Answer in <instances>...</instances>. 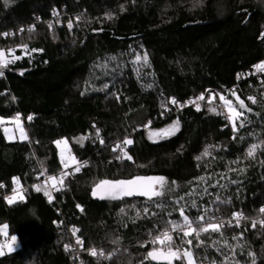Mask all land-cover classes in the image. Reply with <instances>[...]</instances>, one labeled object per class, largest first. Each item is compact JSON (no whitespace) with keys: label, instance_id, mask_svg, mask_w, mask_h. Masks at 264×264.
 <instances>
[{"label":"trees","instance_id":"obj_1","mask_svg":"<svg viewBox=\"0 0 264 264\" xmlns=\"http://www.w3.org/2000/svg\"><path fill=\"white\" fill-rule=\"evenodd\" d=\"M32 25L35 30L28 32ZM2 33L13 36L0 35V49L8 59L13 49L21 59L0 69V117L19 114L29 137L9 142L3 129L12 123L0 125V183L5 185L0 188V226H9V236L0 235V241L15 235L19 245L0 257V264H140L153 247L141 243L151 239L149 233L171 231L169 221L182 224L181 207L192 221L208 209L204 223L209 217L227 222L233 212L249 218L239 227L235 220L232 227L226 223L223 237L201 234L205 244L199 248L194 235L185 238L193 241L196 264H220L225 256L233 257L229 264H252L249 252L256 264H264V227L251 225L253 219L264 220L259 211L264 207V145L254 158H245L251 144L264 141V78L259 81L254 74L264 62V0H0ZM25 44L27 50L20 47ZM233 89L252 109L240 110L247 120L235 134L224 115L209 111H222L219 97L208 103L210 94L219 93L238 107ZM201 94L205 100L197 101V111L188 103ZM171 98L178 103L171 104ZM177 120L178 134L159 142L149 139L151 130ZM80 137H87L82 146L76 143ZM126 137L133 141L126 146L132 161L117 160L119 151H112ZM62 138L71 155L88 164L65 179L62 191H51L49 203L32 186L43 185V176H37L44 169L48 175L62 171L54 143ZM205 148L209 156L202 155ZM136 175L166 178V194L157 198L163 207L140 196L102 200L91 194L101 179ZM201 176L203 181L196 179ZM13 177L26 188L25 199L8 204ZM73 228L80 231L73 235ZM241 233V239H232ZM171 234L181 251L188 247L182 232ZM65 245L71 250L65 251ZM92 248L116 254L111 260L93 259Z\"/></svg>","mask_w":264,"mask_h":264},{"label":"snow or ice","instance_id":"obj_2","mask_svg":"<svg viewBox=\"0 0 264 264\" xmlns=\"http://www.w3.org/2000/svg\"><path fill=\"white\" fill-rule=\"evenodd\" d=\"M7 3V0H6ZM121 10H123V5L121 6ZM54 16H58V13L54 10L53 11ZM107 19H113V15L111 13L106 14ZM79 17H77V21H79ZM52 23L48 24L49 29L52 28ZM68 28L71 30L73 28V23L70 20L68 22ZM35 30V25L30 26L27 31L33 32ZM20 32H24L25 29H20ZM0 35H3L5 37L9 35H13L12 33H2ZM262 38H264V33L261 34ZM20 47L27 50L28 46L21 45ZM32 51H37L36 49H32ZM13 49H8V54L12 55V59H8L5 53L4 49H0V69L7 68L9 64L14 63L16 60L21 59L20 56H15ZM143 62L144 64H148V55L145 52L143 54ZM112 59H115L113 57ZM141 60V55L137 54L135 56V61L139 62ZM256 70L259 72H264V62H261L260 64H257L255 66ZM23 74V73H21ZM3 71H0V76H3ZM107 85H105V88ZM151 87V85H149ZM231 95L235 97L238 107L236 104L233 103V101L229 98H227L224 94H210L208 98V103L212 104L213 101L216 99V97H219V101L221 102V107L226 111L225 118L228 120V122L231 124L233 133H237L240 128L244 127V121L247 120V117L244 116V111L251 112L252 109L249 108L243 99H241L235 92V89L230 90ZM83 94V93H82ZM119 99V96L116 97ZM15 99V98H13ZM248 100H250L253 104L257 103V100L253 96L247 97ZM205 100V95L201 94L199 97H197L195 100L190 101V103H193L196 105V110H201L200 104L197 101H203ZM171 104L175 105L177 104V100L175 98H171L169 101ZM184 105H181L183 107ZM244 110V111H240ZM209 111L217 114V115H225V111H217V107H210ZM32 117L29 116L28 120L31 121ZM237 121H240L239 127H237ZM8 123L15 124L16 129L19 132V138L21 140H28V136L25 132V129L22 126L20 115L17 114L15 117H12L10 119H5L4 117H0V125H5ZM149 125H145V127H149ZM95 128L96 126L93 125ZM179 130V121H175L173 125L170 126V129L164 130L169 135H174L176 131ZM6 136H8L9 128L4 127L3 129ZM156 132H151L149 135V139H153L154 136H156ZM96 136L100 137V130L96 129ZM9 139H12L14 137H8ZM236 136H233V139H235ZM87 139V137H80L76 138V143L83 144V141ZM100 144H104V140L101 138L99 139ZM56 147L60 149L59 156L60 161L62 165V171L59 175H47L46 179L43 182V185L41 184H34L32 187L36 192L43 191L44 196L48 198V202L51 203L54 199L53 195L51 194V191L49 190V185L51 189L59 192L62 191L66 185H65V179L70 176L74 175L75 173H79L82 169V167H86L88 162H80L77 160L75 155H70L69 157H65V151L71 153V148L69 146V142L67 138H62L60 140L54 141ZM133 141L129 138H125L122 142H118L113 148V152L119 151V155L116 156L117 160H124L127 159L129 161L133 160V157L128 154L126 151V146L132 145ZM261 145H264V141H261L260 144H251L250 147L247 149L245 158H254L256 150L261 147ZM203 156H209V150L208 148L204 149V152L202 153ZM197 160H200L201 157H196ZM237 161H233L232 163H236ZM75 165L74 172H69L67 169L71 166ZM43 167V166H42ZM140 167H143V165H140ZM230 171H236V169H229ZM47 170L44 169L40 172V174L37 176V179L39 180L41 176L45 175V172ZM239 171H244V169H240ZM210 178V177H209ZM197 180L203 181L205 177H197ZM232 183H235V181H231ZM12 183L16 185V187L12 188V195L5 197L8 204H14L17 202V200L23 201L25 199L24 195L19 191L20 188V178L19 177H13ZM166 178L162 176H142V175H136L134 177L128 178V179H101L97 183L94 184L92 188V196L99 198V199H112V200H122L125 197H133V196H140L145 197L147 201H152L155 204V207L161 208L163 205L157 201V198H161L165 196V189L167 185ZM175 184V181L172 182ZM5 187L4 184L0 183V188ZM171 191V189H169ZM190 194V193H189ZM184 197L181 196L176 201V203H179L180 200H183ZM217 200H219V197H217ZM193 206H195V201L192 202ZM78 208H80V205H77ZM135 207V206H133ZM81 211H83L82 208H80ZM121 213H124V209L121 208ZM260 213H264V207H262L260 210ZM149 212V209L145 207L143 209V213L147 215ZM208 212V209H205V215H200L196 218V221L189 220V217L185 215V209L183 207L179 208L180 216L183 218V223L179 224L175 221H169L168 224L171 226V231L168 227H165L159 234L152 235V233H149V236L151 239L149 241L141 243V247H147L149 243L153 245V247L147 251L146 255L143 257V259L140 261V264H145L146 261H155L157 264H173V261H181V264H196V258L194 256V253L192 251V245L193 241L192 239H185L189 236L195 237V240L197 241L196 247L199 248L202 245L205 244L204 240L201 239V234H208V233H219L221 237L224 236V233L222 229L225 227V224L227 223L228 227H232L233 223L232 221L235 220V226L239 227L241 220H247L248 217L244 216L242 212H233L232 213V219L225 222L224 220H219L217 217H209L208 223H204L205 216ZM152 215H156V213H152ZM171 215V213H169ZM140 216V212H137V217ZM198 223V226H193L194 223ZM257 222L260 223L262 227H264V220L257 221L253 219L251 221V225L253 228L256 227ZM9 226L7 224H4L0 226V235H3L4 237L9 236L8 232ZM80 230L78 228L72 229V234L76 235L77 232ZM182 232L181 240L183 243L187 244L188 247L184 248L183 251H181L180 247L175 246V240L172 232ZM243 237V233L240 234L239 237L233 236L232 239H241ZM76 243L83 248V241L79 237H77ZM113 243H116V241H113ZM219 243V241H213V244ZM224 246L232 249L233 253L235 252V249L232 245L228 244L227 240H224ZM159 245V247L157 246ZM19 245L17 244V237L15 235L11 236L10 240L5 239L3 241H0V257L4 256L7 253H12L17 251ZM65 251H70L71 246L65 245ZM219 250V249H218ZM115 252H109L105 254L104 250L101 249L99 252L95 248H92L90 250V255L97 258H104L111 260L115 256ZM249 256L253 257L252 264H256L254 253L249 252ZM233 260V257L225 256L224 260L220 262V264H229L230 261ZM210 264H217L216 261H211ZM234 264H239V261H234Z\"/></svg>","mask_w":264,"mask_h":264},{"label":"rangeland","instance_id":"obj_3","mask_svg":"<svg viewBox=\"0 0 264 264\" xmlns=\"http://www.w3.org/2000/svg\"><path fill=\"white\" fill-rule=\"evenodd\" d=\"M220 106H221V102H220ZM221 110H222V111H225L222 107H221ZM226 114H227V113H226V111H225V115H224V116H226ZM21 123H22L23 128L25 129V132H26L27 136H28V130L25 128V126H24V124H23L22 121H21ZM173 123H174V122L168 124L167 126H165V127H163V128H157V129H153V130H151V131L149 132L148 135H150L151 132H156L157 135L154 136L153 139H150V140L153 141V142H159V141H163V140H165V139H167V138L173 137V136H175L176 134H178V133L180 132V129H181L180 124H179V130L176 131L174 135H169V134H167V133L164 131V130H168V129H170V126L173 125ZM6 127L9 128L8 136H6V138H7V140H8L9 142L24 141V140H21V139L19 138V132H18V130L16 129L15 124H11V125H8V126H6ZM8 137H14V138L9 139ZM28 137H29V136H28ZM69 146H70V145H69ZM58 151L60 152V149H58ZM70 155H71V153L65 151V157H66V158L69 157ZM49 190H50V188H49ZM50 191H51V190H50ZM9 240H10V239H9ZM5 251L7 252V250H5Z\"/></svg>","mask_w":264,"mask_h":264},{"label":"built area","instance_id":"obj_4","mask_svg":"<svg viewBox=\"0 0 264 264\" xmlns=\"http://www.w3.org/2000/svg\"><path fill=\"white\" fill-rule=\"evenodd\" d=\"M11 36H13V35H11ZM258 64H260V63H258ZM254 74H255V77L259 79V81H260V80H261V81L263 80V78H264V72H259V71H257L256 68H255V70H254ZM191 101H193V100H191ZM188 104H189V105H192L193 103H190V102H189ZM69 168H75V165H71ZM69 168H68V169H69ZM68 169H67V170H68ZM47 175H48V174L45 173V175L42 177V182H44V180L46 179ZM58 175H59V174H58ZM14 187H16V185H14ZM14 187H13V188H14ZM49 188H50L51 191H53V189H51L50 185H49ZM19 191H20L22 194H24V193L26 192V188H25V187H22V186L20 185ZM12 194H13V193L11 192V193H10L9 195H7V196H10V195H12ZM7 196H6V197H7ZM89 255H90V251H89ZM79 257H80V255H79ZM90 257L93 258V259H96V258H97V257H93L92 255H90ZM81 264H82V263H81Z\"/></svg>","mask_w":264,"mask_h":264}]
</instances>
